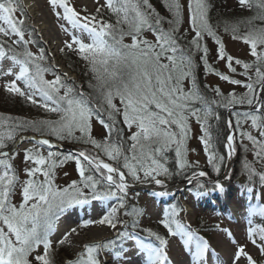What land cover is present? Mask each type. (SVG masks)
<instances>
[{"label":"snow or ice","instance_id":"1","mask_svg":"<svg viewBox=\"0 0 264 264\" xmlns=\"http://www.w3.org/2000/svg\"><path fill=\"white\" fill-rule=\"evenodd\" d=\"M47 2L57 20L65 21L69 26L60 23L61 30L70 37L64 42L65 48L89 64L95 80L89 87L96 93L99 106H94L84 92H77L74 87L65 84L60 75H54L52 80L45 79V73L52 69L42 63L45 60L43 48L38 54L28 48L34 42V33L27 31L24 5L21 0H0V37L7 38L0 40V62L5 59L11 62V67L0 71V76H14V79L4 83V90L59 117L41 121L0 117V264H54L50 235L56 222L73 206L88 205L92 201L116 203L108 207L99 219H83L57 244L63 245L70 234H78V228L90 225H107L116 230L117 239L85 244L76 260L66 264H103L99 259L102 251L113 252L117 261L124 260V253L129 251L124 246L128 240L134 241L139 252L145 256V264H172L166 250L167 239L150 229L144 231L158 241L157 245L143 243L136 236L134 230L138 221L135 218L141 212L135 207L128 209V178L133 182L164 187L160 177L171 178L174 175L166 166V153L172 145L176 146L177 168H188L183 145L188 135L189 117H195L200 123L203 132L200 140L208 163L218 171L224 157L214 151L210 125L206 123L212 115L213 104L228 108L246 103L253 108L252 112L242 116L251 121V126L258 130L262 139L258 140L248 132L241 135L252 143L254 149H258L256 156L264 158V0H238L242 8L255 14L237 23L224 25L225 32H231L234 40H240L249 47L254 58L252 63L225 55L224 43L209 23L207 0H188L189 24L194 33L189 45L204 53L201 60L205 72L214 71L208 65V49L202 43L207 35L217 45L218 59L226 60L233 73L236 72L233 62L240 65L244 70L241 75L247 78V82H242L216 72L221 80L242 85L247 91L240 96L234 92L223 96L216 88L215 94L220 99L212 101L201 94L196 84L192 56L178 43L176 33L182 11L179 0H166L165 7L172 17L167 20V29L163 27L165 18L155 11L149 0H104L103 4L96 0L95 15L85 16H81L69 0ZM102 8L115 17L114 24L103 19ZM18 12L19 17L15 15ZM145 32H151L155 41L145 38ZM85 34L89 42L82 38ZM126 37L130 38V43H125ZM14 68L18 71H13ZM185 80L190 83L187 90ZM116 98H119L122 109L113 102ZM197 104L201 107H196ZM103 112H107V122L101 118ZM117 114L122 115L123 124L130 131L127 140L124 139L123 129L117 126ZM235 115L241 116L239 113ZM93 116L107 129L108 134L103 141L94 139L90 134ZM216 118L219 119L218 116ZM239 123L238 119L237 125ZM133 128L135 131H131ZM28 130L41 138L35 139L33 148L25 149L24 171L27 179L20 181L10 162V152L3 149L9 142H15L19 132ZM47 137L81 142L91 145L94 151L80 150L61 157L51 151L54 145ZM226 139L225 146L231 155L234 137L228 135ZM44 146L49 149L46 156L40 151ZM68 160L75 161L80 179L58 187L54 184V170ZM245 169L250 177L256 174L248 164H245ZM196 175L193 173V177ZM198 175L204 177L206 173L200 171ZM260 180L264 182V174H260ZM17 186L22 196L18 205L13 202ZM199 187L206 186L200 184ZM212 190L223 192V186L216 182ZM154 195L167 193L157 192ZM121 210L125 216L133 218L132 232L127 230L128 224L119 219ZM178 211L176 206L165 209L160 224L167 229L169 236L181 238L185 249L192 254L193 264H206L207 241L176 218ZM257 215L264 217V206L251 208L247 239L264 254V226L254 225L251 219ZM40 246L43 253L36 252ZM241 258H246V264H255L244 246L237 245L233 264H239Z\"/></svg>","mask_w":264,"mask_h":264},{"label":"rangeland","instance_id":"2","mask_svg":"<svg viewBox=\"0 0 264 264\" xmlns=\"http://www.w3.org/2000/svg\"><path fill=\"white\" fill-rule=\"evenodd\" d=\"M225 1L226 4L232 7V9L234 7L240 6L238 4V0ZM21 2L25 8L27 31H29V25L35 30V33L33 35V41L42 42L43 45L46 46L47 50L53 52L54 57L51 56V59L54 65H65V60L61 57V49L63 48L66 51L67 48H65L64 42L66 40H69L70 37L64 31L61 30L60 23H64L66 27H69L67 25V22L57 20L56 16L51 11L47 0H37V13L42 14L46 18H48V20L53 26L56 36L58 37V41L55 45L50 44L35 24L33 17L28 9L26 1L21 0ZM179 2L182 6L181 12L183 18L185 22L188 23V0H179ZM69 3L74 6L75 10L79 12L81 16L95 15V9L98 6L96 0H69ZM103 3L104 0H99V4ZM15 15L19 17L20 13L18 12ZM15 38L16 37H13V39ZM27 38L28 36L26 32L25 39ZM82 38L85 40V42H89L87 40L86 34ZM4 39L5 37L2 38V40ZM221 41L224 43L225 50L227 51L228 55H231L233 58L240 59L242 62H251L252 57L250 55L249 47L245 45L242 41L234 40L230 33H223V35L221 36ZM10 42L11 41H9V43ZM28 48L34 54L39 53L34 43L29 44ZM212 49L215 52V47H213ZM217 64H219L221 68L224 69L225 75L230 74L233 77H237L239 74L240 76L244 77V75H241L243 70L240 68L239 65H236V72L233 73L229 70V68H226V65L223 60L218 59ZM9 67H11V62L7 59L0 62V71H6ZM237 69H239L240 71H237ZM63 70H65V68H63ZM13 71H18V69L14 68ZM66 71L69 74L68 76L74 77L75 79H78L80 76L74 71ZM48 75V73H45V79L50 80ZM12 79H14V76L12 75L0 76V104L6 105L7 107H12L13 109L18 111L20 116L30 119L31 121L56 120L59 118L57 114L56 116L49 114V112L45 111L44 114L42 108L36 110L35 108L31 107V105H29L28 103L23 102L24 99L21 97L11 98V94L7 93L4 90L3 85L4 83L11 81ZM206 79L210 82L211 85L216 84L222 89H226L229 86L226 81L221 80L219 79V77L213 75H208ZM238 119L240 120V123L239 125H237V129H235L233 142V146L237 149L236 159H239L240 163H244V165L249 163V160L251 161V165L253 160L255 165L262 162L264 163V158H259L255 154L258 149H254L252 143L241 135L242 132H248L252 136L256 137V135H258V130L253 128L251 126V121L245 120L242 115L240 117H236V120ZM90 127L92 135L101 136L103 129L96 122V120L90 121ZM188 129L189 139L187 141L186 160L188 161L189 167L191 166V164L193 165V169L195 167L192 173H197V178H199L194 179L193 184H196V181H210L212 175L209 173V171H207V166L210 164L208 163L207 155H205L203 152L201 142L197 139V135L200 133L198 123H190ZM77 133L80 135L79 132ZM50 138L56 139L55 137ZM77 145L81 147L82 150L94 151L92 149V146L79 144ZM175 147V145H172L166 153V158L168 162V165L166 166L168 167L171 165L169 161H174V163H176V161L174 160ZM26 148H33V146L27 142H24L20 146V148L10 154V162L13 164L15 173L20 181L27 179L24 171L26 164L24 161V157H22L23 152ZM242 153H244L245 155H243ZM238 154H242L241 157H238ZM226 158L227 153L225 160ZM105 160L106 162H110L107 161V159ZM189 167L187 169H189ZM233 167V171L227 182L228 187L226 191H224L228 195H226L224 192L218 191L216 198L211 196L210 194L204 197V194L200 195L189 191L187 187L178 188L179 190L176 191L175 194L177 195L176 197L180 199V206L182 205L181 207H184V213H182L181 210L177 207V205L172 202L173 195L170 197L168 194V196L154 195V193L147 194V191L131 190L130 188L128 195L131 202L130 208L135 207L141 212V215L135 218L138 221L136 229L142 232H145L144 229H153V232H156L157 234L167 239L168 245L166 250L169 259L172 261V264H193L192 254L190 251L185 249L183 243L181 242V238L179 236H169L167 233V229H164L163 225L160 224V220L163 219L164 210L167 208H171L172 206H176L179 209L176 218L183 225L187 226L191 230L192 227L196 229L197 227L202 228L199 230L200 232H202L201 237L206 240L209 245V251L206 253V264H233V256L236 251L237 245L244 246L245 252L251 255V257L255 261V264H262L264 262V254H262L259 249L256 248L247 239V229L249 226L248 219L251 207L243 208L246 207V204L244 202L238 204L240 203V200L242 201V199L240 198L241 193H238V191L233 190V188L231 187L234 186V183L236 181H238L239 185H241V183L243 182L241 176L236 177V174L234 173L235 166ZM254 168L257 169V167ZM200 171H206V175L204 177H200L198 175ZM76 175L77 171L75 168V161L68 160L55 168L53 177L54 184L58 187L67 186L71 183L72 179L75 180ZM40 179H43V177L40 176ZM165 182L166 181H164V184ZM147 185L154 188V190H158V192L167 193V191L159 190L161 187L155 185L154 183H147ZM261 194L262 198H260L259 203L260 205L264 206V190L263 192H261ZM21 199V190L20 187L17 186L16 194L13 196V202L18 205ZM224 201H226V203ZM231 202L232 204H235H233L234 207L230 205ZM94 203L97 202H92V205H94ZM114 204V202H106L102 208H98V210L95 212L92 211V214H88L86 217L83 218L80 217L77 213H75L76 211L73 212V210H71L74 207L70 208V212L63 214L60 219L56 222L54 231L50 235V240L52 241L54 249V251L52 252V259L54 261V264L56 259H58L61 264H66L67 261H75L77 258V254L83 250V246L85 244L116 240V230L111 229L107 225H90L87 228H78V234H70L69 239L63 245L57 244V242L61 238H63L65 233H70V229L78 227V225L83 219H99L106 213L108 207ZM122 214L123 213L121 210L118 214L119 219L124 221ZM70 215H74V217L69 218ZM75 216H78V218H76ZM125 218L127 219V217ZM251 219L254 225L264 226V217H260L257 215L251 217ZM225 230H227V232ZM229 233L231 234L230 236ZM141 241L146 244L148 243L145 242V240L143 239ZM233 241H235L236 243H233ZM124 246L129 249L128 252L124 253L126 259L117 261L114 258V253L109 251H102L99 256V259L103 262V264H145L146 258L142 253L139 252V249L136 247L134 241L128 240L125 242ZM36 252L43 253V247L40 246L36 250ZM69 253L71 257H69ZM239 264H246V258H241Z\"/></svg>","mask_w":264,"mask_h":264},{"label":"trees","instance_id":"3","mask_svg":"<svg viewBox=\"0 0 264 264\" xmlns=\"http://www.w3.org/2000/svg\"><path fill=\"white\" fill-rule=\"evenodd\" d=\"M149 2L152 5V7L155 9V11L157 13H159V15L161 17L165 18V21L163 23V27L165 29H167L168 28L167 20L171 19L172 17H171V13H169L167 8L165 7L166 0H149ZM207 3H208L209 23L211 24L213 29L215 31H217L216 33H217V35L220 36L219 37L220 39H221V36L223 35V33H230L231 34V32H225V30H224L225 24L237 23V22L244 20L248 17H251L255 14L253 11L248 10L246 8H242L241 6H237V7H234L232 9V7H230L228 4H226L225 0H207ZM101 13L103 14V19L105 21L113 23V24L115 23V17L112 14L108 13L106 11V9H102ZM97 18L99 19L100 17H97ZM28 29L30 32L35 33V30L30 25H29ZM241 29L243 30L242 25H241ZM176 34L179 37L178 43L182 47L188 49L189 54L192 56L193 63H194V73L196 76L197 87L199 88L201 94L203 96H205L209 101L220 99L215 94L214 90L216 88L220 89V92L223 94V96H227L229 93H232V92H234L237 96H240L247 91V89H245L242 85H233L227 81L226 82L229 84V86L226 89H222L221 87L217 86L216 84H212V85L210 84V82L206 79L208 75H213V76L219 77L215 74L216 72H219V73H222L225 75L224 69L221 68V66L219 64H217V62H218L217 45L214 43V41L212 40L211 37H208L207 35H205L202 43L208 49L207 57H206L208 65L211 67V69L214 70V71H210V72H205L204 63L201 60V57L204 55V53L202 51L195 50L194 48H192L189 45V41L192 39L194 33L191 31L189 21H188V23L185 22L183 15H182V12H181V23L178 27V31ZM144 37L150 41H153V42L155 41V37L151 32H145ZM2 38L3 37H0V40H2ZM5 39H7V38H5ZM130 42H131L130 38L126 37L125 43H130ZM33 43H34L35 47L38 49V51L41 48L44 49L45 60L42 63L45 66H48L49 68L52 69V71L48 72V74H49L48 76H49L50 80L54 79V75H60L62 81L65 84L74 87L75 91H77V92H84L90 99H92L94 106H99L97 100L95 99L96 93L93 91L92 88L89 87V84L90 83L94 84L95 80L93 79V73L90 71V66L86 61L81 59L75 52L69 51L68 49H66V51L64 50L63 52H61V57L65 60V65L67 67H69L72 71H74L80 75L78 79H73V78L67 77L65 74L60 72V70L57 69L53 65V63L51 61V57L48 54L46 46H44L42 42L35 41ZM213 47H215V52L212 49ZM225 55L226 56L228 55L226 50H225ZM215 57H216V59H215ZM235 59L236 58H234V60ZM253 60H254V58L252 57L251 62L244 61V63H252ZM223 62L225 63L226 68L228 69L227 61L223 60ZM232 66L236 68V64L234 62H233ZM240 68L243 70V68L241 66H240ZM237 71H240V70L237 69ZM249 74H252V73L250 72ZM228 76L232 79H238V80H241L242 82H247V78L245 76L244 77L240 76L239 74L237 77H233L230 74H228ZM184 87L186 90H187V88L190 87V83L188 80L184 81ZM257 91H258V89H257ZM62 93H63V89L61 90V94ZM15 97L20 98L18 96H15L14 94H11V98H15ZM23 102L28 103L29 105H31V107L35 108L36 110L40 109L39 106H34L31 103L27 102L25 99L23 100ZM113 102L116 104V106L118 108L122 109V105L120 104L119 98L114 99ZM234 105H247V104L245 103V104H234ZM195 106L201 107V105H199V104H197ZM104 107L106 108V105H104ZM211 107L213 109V112H212V115H210L208 117V120L206 121V123L208 125H210L209 131L211 132V134L213 136V149H214V151L216 153H218L219 155L224 157L223 161L220 162V164H219V170L218 171L216 169H214L212 167V165L207 166V170L215 178V177L219 176V174H221V172L223 171L225 161H226L225 160L226 153H225V145L224 144H225L226 134H227V125H226V110H227V108L220 107L217 104H213ZM42 110L44 113L45 110L44 109H42ZM45 112H47V111H45ZM235 113H239L242 115L243 113H246V112H238V111H232L231 112L235 129H237L236 117H238V116L235 115ZM49 114L56 115V113H50V112H49ZM217 116L219 117V119L216 118ZM0 117H11V118L16 119V120L31 121L30 119H27L23 116H20V114L18 113L17 110L13 109L12 107H7L6 105H3V104H0ZM101 118H103L107 122L108 121L107 112H103L101 114ZM116 119L119 122L117 126L120 127L121 129H123L124 139L127 140V137L130 135V131L127 129L126 126H124L122 115L117 114ZM91 120H96V122L103 129L101 136L92 135V132H90L91 136L98 141H103L105 136L108 134L107 129L101 123H99V120L95 116H93ZM192 122H197L195 117H189L188 127H189L190 123H192ZM198 125H199L200 133L197 135V139L199 141H201L200 137L203 135V132L201 130L200 123H198ZM173 127L175 130V126H173ZM131 131H135V128L131 129ZM23 132H33V131L28 130V131H23ZM20 133H22V132H19L18 134H20ZM76 135L79 136L78 133H76ZM256 137L258 140L262 139L259 136V132H258V135H256ZM188 139H189V132H188L187 138L185 140V143L183 145V151L185 152V157H184L185 159H186V150H187L186 148H187ZM65 141L73 142V143H76L79 145H86V144H83L81 142H77L74 140H65ZM128 143L130 144L131 142L128 141ZM12 144H13V142H9L8 146L3 150L9 149L12 146ZM34 145H32V146L34 147ZM88 146H91V145H88ZM26 149H28V148H26ZM48 150L49 149L45 146L40 149L41 153L45 156L47 155ZM51 151L59 153L61 157L68 155V154H71L69 152L55 151L52 149H51ZM24 152H23L22 157H24ZM43 152H46V153H43ZM242 154L245 155L244 153H242ZM241 155L238 154V157H241ZM103 158L107 159L106 157H103ZM9 159H11V157H9ZM176 159L177 158L175 155L174 160L176 161ZM169 163L171 164L169 166V169H170V171H172L174 173V175L171 178L164 177V176L160 177L166 181L181 180V179L187 177L189 174H191L193 172V170L195 169V167L193 169V165L191 164L189 169L186 168L184 170H179L177 168L176 163H174V161H169ZM247 164L251 165V161L249 160V163H247ZM167 165H168V162H167ZM234 166H235L234 173L236 174V177L241 176L242 180H243L241 185H239L238 181H236L234 183L235 191H238L240 193H244V192L248 193V195L244 199H243V197H240L242 199V201L240 200V203L248 200L247 198H249V200H251V201L253 200V201L259 203V198H258V196H256L257 192H255V191H256L257 187L259 188V187L264 186V182H261V180H260V174H264V163L262 162V163H258L257 165H255L254 160L252 161V165L250 166V168L256 174L251 176V177L249 175V172L245 169L244 163L241 164L239 159H236ZM254 167H257V169ZM257 172H258L259 176L257 175ZM176 173H179V174H176ZM79 179H80V177L76 176L75 181H79ZM128 179H129V181H132L130 177ZM72 181H74V180L72 179ZM193 181H191L189 183L190 187L192 189H199L200 184L206 185V183L198 182L196 180H195L196 184H193ZM190 187H189V189H190ZM248 189H252V191L249 192ZM250 193H251V195L249 196ZM127 204H128V209L131 210V208H130L131 202H130L129 197H127ZM122 213H123V210H122ZM122 215H123L124 221L126 220V222H127V220H128V222H127L128 227L132 228L131 221L133 218L129 217V216H125L124 214H122ZM125 217H127V219ZM136 230H138V229H136ZM138 231H140V230H138ZM152 231H154V230L152 229ZM153 239H155V238L153 237ZM69 257H71L70 253H69ZM55 264H61V262L58 259H56ZM262 264H264V262Z\"/></svg>","mask_w":264,"mask_h":264},{"label":"water","instance_id":"4","mask_svg":"<svg viewBox=\"0 0 264 264\" xmlns=\"http://www.w3.org/2000/svg\"><path fill=\"white\" fill-rule=\"evenodd\" d=\"M230 109H248V110H251L253 109L252 107H239V106H233L231 107ZM229 122L231 123V127H229ZM228 130H229V133L228 135H232L234 136V127H233V124H232V121L230 119V116L228 115ZM41 138L40 136H37L35 134H32V133H23V134H20L15 142V144L13 145L12 149H15L17 148L23 141L25 140H35V139H39ZM50 139V138H48ZM50 141L52 142V144L54 145V148H58V149H63V150H67V151H70L72 153H78L80 151L79 148L75 147L74 145L72 144H69V143H65V142H59V141H56L54 139H50ZM229 156V160H230V165L228 166L230 168V171H232V166H233V160L235 159V154H231V157L230 155L228 154ZM220 179H217V180H214V182H219ZM130 185V188L131 189H147V186L142 184V183H137V184H132V183H129ZM129 188V189H130Z\"/></svg>","mask_w":264,"mask_h":264},{"label":"bare ground","instance_id":"5","mask_svg":"<svg viewBox=\"0 0 264 264\" xmlns=\"http://www.w3.org/2000/svg\"><path fill=\"white\" fill-rule=\"evenodd\" d=\"M28 9L33 17L35 24L37 25L39 31L43 34V36L48 40L50 44H56L58 41V37L55 34L53 26L51 22L42 14L37 13V0H25ZM229 176V170H227L222 176L221 181H226ZM225 183V182H223Z\"/></svg>","mask_w":264,"mask_h":264}]
</instances>
